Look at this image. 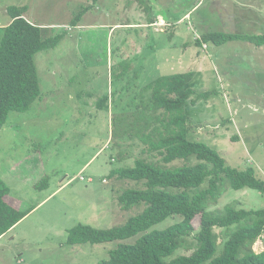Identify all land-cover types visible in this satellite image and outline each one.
I'll return each mask as SVG.
<instances>
[{
  "label": "rangeland",
  "instance_id": "obj_1",
  "mask_svg": "<svg viewBox=\"0 0 264 264\" xmlns=\"http://www.w3.org/2000/svg\"><path fill=\"white\" fill-rule=\"evenodd\" d=\"M132 1L126 0L125 8L114 0H0V44L11 5L28 7L26 16L42 27V37L64 34L56 47L35 55L39 99L27 111L12 110L0 125V179L9 185L13 204L32 210L0 238V264H102L109 257L119 241L69 244L68 232L78 224L121 225L145 208L125 209L119 201L126 189L142 188L144 181L112 175L114 169L133 166L143 144L117 136L113 129H124L123 123L135 119L137 105L136 116L144 119L149 97L144 86L162 75L193 72L189 86L197 93L211 92L207 99L187 102L188 138L207 143L230 166H253L264 179V45L242 39L196 44L205 31L264 34V0H166L172 18L191 13L167 31L148 28L159 35L156 41L152 36L134 41V33L121 38L135 31L123 23L145 21L152 14L150 0H137L133 19ZM84 7L89 9L73 26ZM115 24L120 25L112 29ZM123 114L129 117L115 124V117ZM149 121L150 127L156 124ZM46 179V187L36 186ZM234 201L238 208H262L264 193L229 187L211 208ZM180 219L172 215L154 228ZM199 221V216L193 220L196 229ZM223 241L220 236L218 249ZM263 248L264 235L253 246ZM191 252L180 248L174 256Z\"/></svg>",
  "mask_w": 264,
  "mask_h": 264
},
{
  "label": "trees",
  "instance_id": "obj_2",
  "mask_svg": "<svg viewBox=\"0 0 264 264\" xmlns=\"http://www.w3.org/2000/svg\"><path fill=\"white\" fill-rule=\"evenodd\" d=\"M27 9L26 5L7 7L12 21L5 27L0 44V125L7 122L12 110L27 111L39 99L35 55L56 47L64 36L42 37V27L26 17ZM88 9L84 7L76 14L73 26ZM240 39L264 45V34L224 30L205 31L197 37L196 44L222 45ZM193 77V72L172 73L145 84L149 97L143 107L144 119L136 116L137 105L135 119L123 123L124 129H113V134L136 138L143 144L134 165L114 169L112 175L144 181L142 188L126 189L119 201L125 209L140 204L145 208L125 223L109 228L78 224L68 232L69 244L119 241L102 264H264V248L253 249L264 235V207L238 208L234 201L223 208H211L229 187L264 193V179L257 177L253 166H230L216 149L188 138L187 102L207 99L211 94L191 88ZM125 117L129 116L115 117V124ZM150 119L156 123L153 127ZM177 160L183 163L176 164ZM36 186L46 187L47 179ZM9 193V185L0 179V237L30 212L13 204ZM172 215L181 219L163 229L154 228ZM197 216L198 229L193 224ZM216 227L223 231L217 233ZM138 235L134 242H126ZM191 235L192 240H188ZM220 236L224 241L218 249ZM180 248L192 252L174 256Z\"/></svg>",
  "mask_w": 264,
  "mask_h": 264
},
{
  "label": "crops",
  "instance_id": "obj_3",
  "mask_svg": "<svg viewBox=\"0 0 264 264\" xmlns=\"http://www.w3.org/2000/svg\"><path fill=\"white\" fill-rule=\"evenodd\" d=\"M164 1H166V0H150L151 3L150 4H147V6H148L147 8H151L150 11L152 12V14H150L145 21H144V19L139 18L137 21H135V20L133 22L126 21V23H123V25L130 27V29H135V31L132 30L129 33H124V35H122L121 38L123 36H124V38H128L132 33H134V38H135L134 41H136V39L138 37H141V38L143 37L144 38L143 40L146 41V39L149 38V37H151V36H152V39L156 41V37L159 36V35H154L153 36L152 35V31L148 30V28L155 27V30L154 31H158V29H159V31H167V29H169L170 27H174V24L173 23H175V22L180 23L183 20V18H189L191 11L183 14L182 16H179L180 18L178 20L177 19H174L175 16L172 18L169 14H167V12L165 10L166 9V5L164 4ZM137 2H139V1L134 0V1H132L129 4V6H130L129 7V13L133 17V19H134L133 11L136 10L134 6L137 4ZM214 2H216V0H214ZM114 3L118 7H125L126 8V0H124V3H121V4H119V0H114ZM137 11L140 12L138 9H137ZM146 13H148V11ZM142 14H144V13L142 12ZM11 21H12V18L8 20L7 24H5L4 27H6L9 23H11ZM30 21H32V20H30ZM116 25H120V24H115L114 26H112V29ZM139 29L141 31H138ZM175 34L178 35V32L175 31V32H173V34L172 33L170 34V36L172 37L171 38L172 40L170 41V44H169L170 46L172 44V41H173V38H174ZM196 36H197V34H196ZM97 153H99V151ZM88 163L89 162H87L83 166L82 170L87 167ZM10 191H11V189H10ZM30 211H32V210H30ZM19 223L20 222H18L11 230H14ZM11 230H9L8 232H10ZM8 232L5 235H7ZM5 235H3V236H5ZM3 236L0 237V238H3Z\"/></svg>",
  "mask_w": 264,
  "mask_h": 264
},
{
  "label": "built area",
  "instance_id": "obj_4",
  "mask_svg": "<svg viewBox=\"0 0 264 264\" xmlns=\"http://www.w3.org/2000/svg\"><path fill=\"white\" fill-rule=\"evenodd\" d=\"M80 178H81L82 180H85V176H82V175H81ZM88 181H89V182H93L94 180H93L92 178H88Z\"/></svg>",
  "mask_w": 264,
  "mask_h": 264
}]
</instances>
